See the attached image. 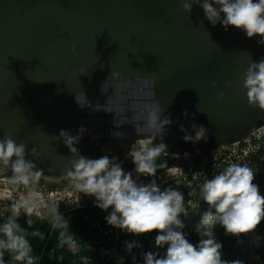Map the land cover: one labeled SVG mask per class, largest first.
I'll return each instance as SVG.
<instances>
[{"label":"water","instance_id":"water-1","mask_svg":"<svg viewBox=\"0 0 264 264\" xmlns=\"http://www.w3.org/2000/svg\"><path fill=\"white\" fill-rule=\"evenodd\" d=\"M263 124L255 0H0V178H114L137 139L188 158Z\"/></svg>","mask_w":264,"mask_h":264},{"label":"built area","instance_id":"built-area-1","mask_svg":"<svg viewBox=\"0 0 264 264\" xmlns=\"http://www.w3.org/2000/svg\"><path fill=\"white\" fill-rule=\"evenodd\" d=\"M255 1L264 10V0ZM149 142L135 140L124 160V163L131 160L135 167L124 170L121 165L114 178L78 182L46 178L21 181L8 189L10 195L0 197V219L10 224L30 216L59 219L64 213L87 205H120L130 197L145 196L150 189L159 187L168 210L157 213L155 222L160 228L168 220L170 225L166 236L149 251L158 252L157 264H184L182 253L189 250L190 245L183 243L181 232L186 228L190 212L198 209L201 201L209 200L204 193L214 186L242 187L264 170V124L239 141L159 170L145 162L144 153L149 151ZM232 226L238 230L235 219ZM246 226L243 234L249 235V231L256 230L253 222H247ZM159 235L156 233L155 238ZM127 252L125 250L124 254ZM124 257L122 254L118 257L119 264H124Z\"/></svg>","mask_w":264,"mask_h":264},{"label":"crops","instance_id":"crops-1","mask_svg":"<svg viewBox=\"0 0 264 264\" xmlns=\"http://www.w3.org/2000/svg\"><path fill=\"white\" fill-rule=\"evenodd\" d=\"M165 205L154 187L120 205H87L59 219H0V264H119L125 250L131 256L124 264H145L156 233L167 234L170 220L161 228L155 222Z\"/></svg>","mask_w":264,"mask_h":264},{"label":"trees","instance_id":"trees-1","mask_svg":"<svg viewBox=\"0 0 264 264\" xmlns=\"http://www.w3.org/2000/svg\"><path fill=\"white\" fill-rule=\"evenodd\" d=\"M173 159H176L172 161L173 164L167 166L185 161L182 155L174 156ZM134 165L132 161H127L122 168L128 170L135 167ZM161 168L155 166L154 169ZM214 188L218 190L217 201L212 198L211 191ZM204 196L210 197L209 200L201 201L198 209L190 212L186 218V228L192 232L187 239H183V243L190 245L189 250L182 253L184 264H264V170L246 181L242 187L214 186L206 191ZM227 216L228 218L233 216L238 223L236 232L242 237V242H237L239 253L236 257L219 261L217 240L221 236V229ZM18 222L20 220L16 223ZM247 222H253L256 226V230L248 232L249 235L242 232V229L247 227ZM167 225L169 226L170 222ZM159 234L151 244L152 250L160 241V237L164 236V233ZM252 238H257L259 243H251ZM152 250L148 251V260L145 264H157L159 254ZM125 256L128 259L131 255L126 253Z\"/></svg>","mask_w":264,"mask_h":264},{"label":"rangeland","instance_id":"rangeland-1","mask_svg":"<svg viewBox=\"0 0 264 264\" xmlns=\"http://www.w3.org/2000/svg\"><path fill=\"white\" fill-rule=\"evenodd\" d=\"M197 152H194L193 155H189V158L196 159ZM144 159L145 162L152 168L157 167H164L169 164H173L174 160L173 156H171L168 153H165L163 151H148L144 153ZM131 161V160H128ZM173 161V162H172ZM118 161H115L114 164H118ZM17 165V162H10V161H5V162H0V172H5L7 170L12 169ZM120 165V164H119ZM154 165V166H152ZM43 178L38 174H22L18 175L15 177H2L0 178V197H3V195H10L8 192L9 188H13L15 185H18L21 181H26L28 179H40ZM46 179H51L50 177H45ZM63 182H66V180H61ZM72 182V181H70ZM212 198L217 201L218 197V190L214 188L212 191ZM234 217L231 216L226 218L225 223L222 226L221 229V236L217 240V244L219 245V250L217 252V259L219 261H226L231 257H236V255L239 253V247L237 245V242H242V239L234 229L235 227L232 226V223L234 222ZM237 227V226H236ZM191 230L190 229H183V232L181 233L183 239H187L191 235ZM184 241V240H183ZM259 243L257 238H252L251 243ZM72 246V245H71ZM122 255L124 252H120ZM119 261V260H118Z\"/></svg>","mask_w":264,"mask_h":264}]
</instances>
